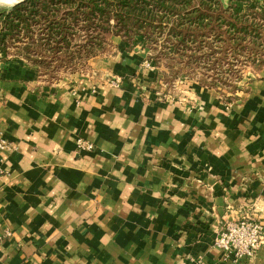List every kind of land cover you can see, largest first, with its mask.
I'll return each instance as SVG.
<instances>
[{
	"label": "crops",
	"instance_id": "crops-1",
	"mask_svg": "<svg viewBox=\"0 0 264 264\" xmlns=\"http://www.w3.org/2000/svg\"><path fill=\"white\" fill-rule=\"evenodd\" d=\"M147 53L52 85L0 60V264H231L213 242L264 192V80L232 105L198 84L162 97Z\"/></svg>",
	"mask_w": 264,
	"mask_h": 264
},
{
	"label": "trees",
	"instance_id": "trees-1",
	"mask_svg": "<svg viewBox=\"0 0 264 264\" xmlns=\"http://www.w3.org/2000/svg\"><path fill=\"white\" fill-rule=\"evenodd\" d=\"M81 28L95 33H86L76 43L73 38ZM155 29L166 30L168 40L161 45L181 56L210 43L214 51L245 50L252 61L259 62V48L264 47V0H229L226 6L221 0H21L0 12V51L4 57L14 45V55L21 54L45 76L39 66L58 59V53H66L68 69L73 58L96 54L103 33L121 34L130 45L145 46L152 42ZM155 56L149 54L153 65Z\"/></svg>",
	"mask_w": 264,
	"mask_h": 264
},
{
	"label": "rangeland",
	"instance_id": "rangeland-1",
	"mask_svg": "<svg viewBox=\"0 0 264 264\" xmlns=\"http://www.w3.org/2000/svg\"><path fill=\"white\" fill-rule=\"evenodd\" d=\"M228 1L229 0H221L224 6L228 5ZM258 1L260 2L261 0ZM10 5L12 4L0 3V12L7 9ZM247 7L246 4L245 8ZM112 20V18H109L108 22L112 23ZM90 32L95 33V30H91ZM90 32L81 28L75 33L73 40H75L76 43L82 42L86 37V33ZM103 34V44L97 49L96 54L88 57V59L73 58L74 60L71 62L73 64H70V69L67 67L68 58L65 52L58 53L55 57L58 59L54 61L47 60L44 64H41L39 66L40 70L43 75H45L41 76V81L51 85L69 82L74 78L82 77V75L89 71L91 67H97L99 61L94 60L95 56H113L118 50L130 52L135 48L147 50L148 53L145 58L148 60L150 53L151 55H156L157 63L153 65L150 62L154 67V70L150 71L151 75L147 74L146 80L142 82L140 81V84L142 85H149L151 83L152 89L155 91L162 89L161 91L163 92L164 89L165 91L173 89L175 91L183 92V90L185 91L188 89L184 86L188 84H198L219 101L226 105H232L238 99H243L246 94H253L257 84L264 80V47L259 48L260 58L258 59H262V61L259 62L256 60L252 61V58L247 56L251 53L245 52V50L232 52L229 50L223 51L222 49H215L214 51L213 46L212 44L210 46V43H206L200 51L196 50L194 52L193 48H191V50L185 51L181 56L173 53L171 50L168 51L161 45L163 41L168 40L166 38V30L159 33L158 30L155 29L152 42H148V45L145 44V46L139 44L130 45L129 42L126 41V38L121 34H114L111 32ZM14 49L16 50L14 45L9 46L7 55L16 54ZM201 54H204L206 57L204 59L197 57V55ZM18 56L22 57L21 54ZM193 58H200L201 60L196 61L193 60ZM1 59H3V57ZM36 68L39 70L37 66ZM146 73L144 74L146 75ZM138 75L140 76V74ZM158 78H164V87L158 84L156 80ZM165 80H167L168 83ZM188 91H190V89H188ZM248 206V210L242 213V215L226 218L225 220L241 218L242 216L249 219H255L262 223L264 231V192L251 197ZM224 221L222 222L221 227L223 226ZM263 243L264 236L260 245Z\"/></svg>",
	"mask_w": 264,
	"mask_h": 264
},
{
	"label": "built area",
	"instance_id": "built-area-1",
	"mask_svg": "<svg viewBox=\"0 0 264 264\" xmlns=\"http://www.w3.org/2000/svg\"><path fill=\"white\" fill-rule=\"evenodd\" d=\"M1 58L2 53L0 51V60ZM141 67L148 72L154 70L153 65L147 58L141 62ZM156 80L160 86H165L162 78ZM112 82L117 83L118 79L114 78ZM161 90H156L155 93L162 97H171ZM76 145L82 150L93 148V144L90 141L82 138L76 139ZM0 147H7L4 140H0ZM263 236V225L260 221L242 216L241 218L225 220L223 226L215 235L213 243L222 250L223 260H229L231 264H240L243 260H249L254 257Z\"/></svg>",
	"mask_w": 264,
	"mask_h": 264
},
{
	"label": "bare ground",
	"instance_id": "bare-ground-1",
	"mask_svg": "<svg viewBox=\"0 0 264 264\" xmlns=\"http://www.w3.org/2000/svg\"><path fill=\"white\" fill-rule=\"evenodd\" d=\"M15 2H17V0H0V3H7V4H13Z\"/></svg>",
	"mask_w": 264,
	"mask_h": 264
},
{
	"label": "water",
	"instance_id": "water-1",
	"mask_svg": "<svg viewBox=\"0 0 264 264\" xmlns=\"http://www.w3.org/2000/svg\"><path fill=\"white\" fill-rule=\"evenodd\" d=\"M19 1H21V0H19ZM19 1H17V2H19Z\"/></svg>",
	"mask_w": 264,
	"mask_h": 264
}]
</instances>
